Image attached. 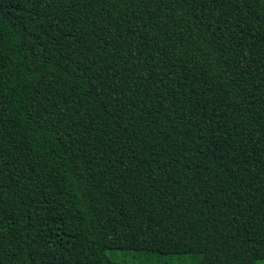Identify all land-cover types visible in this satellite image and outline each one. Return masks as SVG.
<instances>
[{
    "label": "trees",
    "instance_id": "1",
    "mask_svg": "<svg viewBox=\"0 0 264 264\" xmlns=\"http://www.w3.org/2000/svg\"><path fill=\"white\" fill-rule=\"evenodd\" d=\"M173 249L264 261V0H0V264Z\"/></svg>",
    "mask_w": 264,
    "mask_h": 264
},
{
    "label": "snow or ice",
    "instance_id": "2",
    "mask_svg": "<svg viewBox=\"0 0 264 264\" xmlns=\"http://www.w3.org/2000/svg\"><path fill=\"white\" fill-rule=\"evenodd\" d=\"M145 251L150 250L146 249ZM188 251H190V249L185 251L173 249L171 252H160L159 255L161 259L151 261L150 264H193L191 260L186 259ZM145 264H149V262L146 261ZM197 264H202V258Z\"/></svg>",
    "mask_w": 264,
    "mask_h": 264
},
{
    "label": "rangeland",
    "instance_id": "3",
    "mask_svg": "<svg viewBox=\"0 0 264 264\" xmlns=\"http://www.w3.org/2000/svg\"><path fill=\"white\" fill-rule=\"evenodd\" d=\"M109 257L111 259H114V260H120V261H126V262H133V256L131 254H128V253H114V254H109ZM153 261V260H150V261H147L150 262ZM255 264H264V261H260V262H256Z\"/></svg>",
    "mask_w": 264,
    "mask_h": 264
}]
</instances>
